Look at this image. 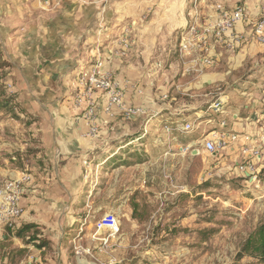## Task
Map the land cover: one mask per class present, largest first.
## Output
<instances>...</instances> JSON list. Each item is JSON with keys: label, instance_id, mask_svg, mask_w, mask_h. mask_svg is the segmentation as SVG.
<instances>
[{"label": "crops", "instance_id": "1", "mask_svg": "<svg viewBox=\"0 0 264 264\" xmlns=\"http://www.w3.org/2000/svg\"><path fill=\"white\" fill-rule=\"evenodd\" d=\"M133 1L114 2L106 13L105 33L97 38L99 13L92 35L88 23H84L92 11L84 7L69 4L47 10L40 0H0V46L3 57L12 65L8 76L14 83L12 98L18 102L14 110L21 122L10 124L9 134L14 140L4 146L8 155L0 164V185L29 175L30 182L23 186L19 202L21 214L14 221L11 235L18 227L30 224L34 227L30 235L47 244L38 250L12 236L11 247L27 251L21 264H113L109 262L111 237L105 240L96 224L103 215L112 214L120 227H136L130 197L134 187H142L141 177L144 185L146 176L148 187L200 184L205 151L197 152L193 146L187 155L179 152L186 144H180L178 139L186 134L177 128L188 122L191 112L195 117L209 103L222 98V114L212 116L210 125L204 119L206 127L218 131L217 123L224 120L226 131L253 136L264 128V84L252 85L248 83L252 76L246 78L247 72L264 68V64L258 65L264 61V45L252 40L249 24L236 27V32L244 37L242 41L225 39L215 46L214 68L204 69L201 74L186 73L185 68L192 64L180 65L174 57L175 66L170 63L163 74L153 78L154 86L149 87L154 64L149 49L160 37L185 27L187 0H154L155 15L145 28L137 29L131 55L119 59L113 53L114 39L118 25L133 10L127 3ZM164 9L168 10L165 19L156 16ZM137 11L134 9L132 14ZM97 53L111 62L121 85L128 83L124 93L127 105L142 108L144 114L129 120L118 114L107 120L98 113L100 133L90 139L68 98L79 62L94 58ZM258 53L263 55L257 56ZM222 64L226 70L220 72L217 68ZM134 85L143 88L141 95L135 92ZM162 95L167 96V101H157ZM142 116L145 119L138 124V117ZM165 128L170 131L165 132ZM142 144L148 145L147 149L151 147L143 151L145 162H139L141 155L131 149L143 147ZM157 145L165 148L155 151L159 149ZM243 145L239 139L229 144L223 151L226 159L215 168L225 160L237 166L242 161L239 151ZM205 154L219 160L222 153ZM188 173L190 182L185 180ZM29 257L34 262L30 263Z\"/></svg>", "mask_w": 264, "mask_h": 264}, {"label": "rangeland", "instance_id": "2", "mask_svg": "<svg viewBox=\"0 0 264 264\" xmlns=\"http://www.w3.org/2000/svg\"><path fill=\"white\" fill-rule=\"evenodd\" d=\"M116 1L126 2V0H63V7H61L64 8L70 4L91 10L90 16L87 14L89 19L85 20L84 23H88L87 26L91 29L89 33L92 32L93 35L92 29L97 21V13L102 11L107 13ZM175 1L171 0V3ZM188 1L186 3L187 9L191 6ZM40 3L44 8L42 5L43 0H40ZM127 4L133 10L138 8V11L135 14H132L133 10H131V14L127 12V16L118 26L136 22L138 28L142 26L145 28L152 16L155 15L153 13L154 0H134ZM239 4L246 6L250 17L255 19L257 16L254 13L264 7V0H199L201 22L212 20L217 6H221L226 11H231ZM167 9L159 11L156 16L165 19V14L168 13ZM177 31L160 37L155 47L152 50L149 49L150 54L148 55L151 63L160 61L164 64L165 69L161 74L169 68L170 63L175 66L173 59L175 57ZM132 51L127 57L131 55ZM3 54L0 46V100L4 97H14V94H12L14 93L12 90L14 83L11 82L12 79L8 76L12 65L3 57ZM261 55L263 54H257V56ZM3 61L9 63L10 67H4L3 63L5 64V62ZM262 62L260 61L258 65L262 66L264 61ZM215 65L216 62H214L213 68ZM247 66H250V63H247ZM248 68L246 67V72ZM217 69L223 72L226 70V66L222 64ZM262 72H264V68L261 67L247 72L246 78L252 76L248 77V83L252 85L264 84V74H260ZM221 84L222 82L219 85ZM254 89L252 88V90ZM162 96H160L161 100L157 98V101H167V99L163 100ZM70 98H68L69 103L71 102ZM17 103L12 102L7 108L0 109L1 165L3 159L8 155V152H5V144L10 140H14L12 139L14 136L9 134L10 129L12 130L10 124L21 123L20 120L14 118V115H16L14 108H18ZM11 109L13 112H11ZM189 116L190 118L187 121L194 124L195 130L178 139V141L180 144L196 146L202 151V144L199 143L200 137L212 129L209 126L206 127L205 124H201L199 129L196 130L198 122L194 121L193 112ZM144 119L145 116L138 117V124ZM206 119H209V116ZM165 132H167L166 128ZM138 145H141V142ZM142 146L131 147L134 153L137 150L136 153L141 155L139 156V162H145L143 151L147 149L148 145L142 144ZM157 147L159 149H154L155 151H162V147L165 148L164 145H157ZM126 149H128V146H126ZM147 150H151V147H148ZM221 153L219 160H215V157L209 156L205 152L202 153L204 157L202 178L199 181L200 184L193 183L191 187H148L146 176H144V185L141 183V177L139 185L142 187H134L130 197L132 207L135 208L136 227L130 229L128 224L121 225L115 238L111 237L107 230H101L107 239L111 237L112 240L109 248L112 258L109 262L113 264L252 263L250 258L245 257L238 261L236 256L246 238L264 219V151L257 166L258 173L255 181L245 180L239 173L237 166H234L233 163L228 164V160L223 161L216 169L215 165L219 164L220 160L226 159L224 153ZM185 180L190 182L189 173L186 175ZM11 232L7 226L0 224V264H6L4 254L12 244L11 241L4 242L3 237ZM16 264L21 263L16 261Z\"/></svg>", "mask_w": 264, "mask_h": 264}, {"label": "built area", "instance_id": "3", "mask_svg": "<svg viewBox=\"0 0 264 264\" xmlns=\"http://www.w3.org/2000/svg\"><path fill=\"white\" fill-rule=\"evenodd\" d=\"M63 0H43V6L47 10L57 9ZM191 6L187 9V22L184 28L176 32L175 58L180 65L192 64V67L185 68L186 73L201 74L204 69L214 66L213 51L216 45L222 44L225 39L240 42L244 39L242 34L236 32L239 24H249L252 27L251 38L259 44L264 45V7L258 9L257 18H251L246 6L237 5L231 11H226L221 6H217L212 20L202 23L199 9V0H189ZM105 11L99 13L97 23V38L104 35L105 31ZM118 36L114 39L113 53L119 59H125L135 46V32L138 28L136 22L118 26ZM228 44V43H227ZM100 42L97 41V46ZM230 46V45H229ZM164 64L160 61L154 62L153 68L149 73V87H153V78L164 70ZM125 81L121 85L115 78L111 69V62L103 58L99 53L94 58L79 62L71 83V103L73 110L79 116L81 122L87 128L86 137L97 138L99 136V126L97 124L98 113H101L107 120H113L119 114L126 120L141 116L144 111L140 107L128 106L125 102ZM133 89L138 95L143 93L141 86L134 85ZM167 99V96H162ZM225 102L219 98L201 109L195 115L194 121L198 122L196 130L201 124L210 125L212 116L221 115ZM264 117V115H263ZM203 120V121H202ZM218 131L212 130L204 133L200 137L202 150L208 154H218L229 147V144L238 139L243 140L245 145L240 148L239 154L242 161L237 165V169L242 177L256 180L257 166L264 150V128L259 135L235 134L226 131L227 123L220 120L217 123ZM183 134L194 132V124L187 122L177 128ZM169 132L170 129L166 128ZM241 139H240V138ZM193 146L186 145L180 147L182 154L191 153ZM197 152L198 148L195 149ZM30 182L29 175L25 174L19 180H10L0 186V224L7 226L11 231L14 230V221L20 217L19 207L20 198L23 194L24 185ZM96 229L107 230L110 236H115L120 231L118 219L112 214H106L96 224ZM107 240V238L105 239ZM106 241L103 242V246ZM33 250L32 246L31 249ZM29 262H34L33 257H29ZM24 264V263H23Z\"/></svg>", "mask_w": 264, "mask_h": 264}, {"label": "trees", "instance_id": "4", "mask_svg": "<svg viewBox=\"0 0 264 264\" xmlns=\"http://www.w3.org/2000/svg\"><path fill=\"white\" fill-rule=\"evenodd\" d=\"M3 62L6 64L3 63L4 67H10L9 63ZM12 102H14V98L4 97L0 100V109L7 108ZM11 112H13L12 109ZM14 116L16 120H20L18 115ZM33 228V225L30 224L18 227L12 235L9 233L4 236V242H8L14 236L17 239H21L24 245L32 244L38 250L45 249L47 244L43 239H39L34 234L30 235L29 232ZM26 255L27 251L25 249L12 248L10 246L4 254V258L6 259V264H16V261H24L27 258ZM245 257L252 259L250 264H264V219L258 223L255 230L246 238L236 256L238 261Z\"/></svg>", "mask_w": 264, "mask_h": 264}]
</instances>
